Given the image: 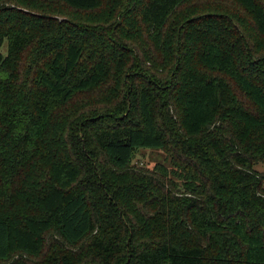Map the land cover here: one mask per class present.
<instances>
[{
  "label": "trees",
  "instance_id": "16d2710c",
  "mask_svg": "<svg viewBox=\"0 0 264 264\" xmlns=\"http://www.w3.org/2000/svg\"><path fill=\"white\" fill-rule=\"evenodd\" d=\"M260 163L264 0H0V264H264Z\"/></svg>",
  "mask_w": 264,
  "mask_h": 264
},
{
  "label": "rangeland",
  "instance_id": "374dc122",
  "mask_svg": "<svg viewBox=\"0 0 264 264\" xmlns=\"http://www.w3.org/2000/svg\"><path fill=\"white\" fill-rule=\"evenodd\" d=\"M2 52L3 54L7 53V43L5 44ZM141 59L143 60V56ZM133 164L149 171L155 170L158 165L166 167L169 172L175 169L172 158L167 153L158 150H140L137 153ZM254 169L259 174L264 175V163L256 165ZM171 179L175 182L178 181L174 178V176L171 177ZM177 183L181 186V182L178 181Z\"/></svg>",
  "mask_w": 264,
  "mask_h": 264
}]
</instances>
